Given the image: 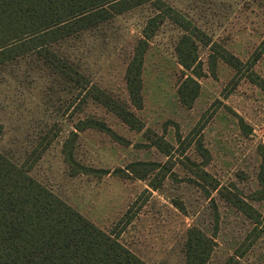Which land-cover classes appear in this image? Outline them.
<instances>
[{
  "label": "rangeland",
  "instance_id": "1",
  "mask_svg": "<svg viewBox=\"0 0 264 264\" xmlns=\"http://www.w3.org/2000/svg\"><path fill=\"white\" fill-rule=\"evenodd\" d=\"M135 1L45 49L18 54L34 43L28 40L10 46L12 59L0 52V152L148 264H186L192 227L215 241L208 264H264V90L258 84L264 79V0ZM169 8L218 43L216 51L224 47L243 64L236 71L219 59L213 67L211 48L198 43L201 90L192 107L184 106L177 46L185 31L167 17L145 55L144 105L137 109L126 70L147 21ZM92 85L128 107L142 129L96 100ZM89 119L111 131H77ZM200 140L208 152L199 151ZM65 149L95 170L73 174ZM144 161L159 166L146 178L124 174L131 163ZM216 182L222 195L213 190ZM225 195L249 202L262 223L257 226Z\"/></svg>",
  "mask_w": 264,
  "mask_h": 264
},
{
  "label": "trees",
  "instance_id": "2",
  "mask_svg": "<svg viewBox=\"0 0 264 264\" xmlns=\"http://www.w3.org/2000/svg\"><path fill=\"white\" fill-rule=\"evenodd\" d=\"M131 1L134 0H0V52H7L4 53L8 54L6 60L12 59L16 55L9 49L10 46L20 47L19 44L27 43L28 40L34 43L21 49L24 51L18 54L26 50L45 49L48 42L129 10L133 6ZM151 1L154 0H136L135 4ZM167 17L185 31L177 46L178 62L183 67V78L177 92L184 106L192 107L201 90L199 80L204 76V69L198 55V43L211 48L209 60L213 67L219 59L236 71L243 64L241 59L224 47L221 53L216 51L214 46L218 47V43L213 42L208 34L179 12L169 8L147 21L126 70L131 104L137 109L144 105L142 90L145 55L152 37ZM260 80L257 82L264 90V79ZM90 90L96 100L125 123L135 129H142L140 119L108 92L96 85H92ZM91 127L111 131L104 122L95 119L80 121L76 129L82 132ZM73 134L78 135L76 132ZM161 140L166 143L164 139ZM166 145L171 148L169 143ZM197 146L199 151L208 152L201 140ZM169 148L164 151L167 155L170 154ZM64 153L73 174L95 170L79 164L71 151L65 149ZM260 155L262 163L259 183L264 194V145L260 146ZM140 166L145 167L142 173H138L137 168ZM157 166L159 164L156 162H134L128 165V172L124 174L146 178ZM29 172L30 169L18 166L0 152V264H148L122 244L118 235L101 229ZM204 174L209 175L206 171ZM153 188H157V185H153ZM213 190L223 194L218 182L213 185ZM225 198L253 219L257 226L262 223L261 213L249 202L237 195H225ZM259 228L255 227V230ZM214 249V239L203 230L197 227L188 229L186 264H208Z\"/></svg>",
  "mask_w": 264,
  "mask_h": 264
}]
</instances>
